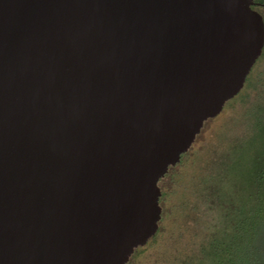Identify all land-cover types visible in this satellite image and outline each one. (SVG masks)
<instances>
[{"label":"water","instance_id":"water-1","mask_svg":"<svg viewBox=\"0 0 264 264\" xmlns=\"http://www.w3.org/2000/svg\"><path fill=\"white\" fill-rule=\"evenodd\" d=\"M255 0H0V264H129L160 181L264 51Z\"/></svg>","mask_w":264,"mask_h":264},{"label":"trees","instance_id":"trees-1","mask_svg":"<svg viewBox=\"0 0 264 264\" xmlns=\"http://www.w3.org/2000/svg\"><path fill=\"white\" fill-rule=\"evenodd\" d=\"M255 2L256 10L264 9V0ZM230 108L240 112L245 133L222 171L208 176L199 185L205 200H216L218 218L208 233L194 244L193 251L175 256L171 264H264V51L242 92L226 105L222 113ZM191 150L160 181V188L175 168L186 165ZM167 197L162 191V220L148 247L157 244L163 229ZM144 250L138 249L129 264L135 262Z\"/></svg>","mask_w":264,"mask_h":264},{"label":"rangeland","instance_id":"rangeland-1","mask_svg":"<svg viewBox=\"0 0 264 264\" xmlns=\"http://www.w3.org/2000/svg\"><path fill=\"white\" fill-rule=\"evenodd\" d=\"M260 13L264 16V9ZM244 133V120L232 108L204 126L186 165L175 168L161 186L168 197L157 244L144 247L132 264H171L175 256L193 251L194 244L208 233L219 215L216 200H205L199 185L222 171Z\"/></svg>","mask_w":264,"mask_h":264}]
</instances>
